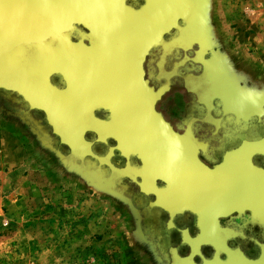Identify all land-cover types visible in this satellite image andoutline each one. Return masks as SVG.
Listing matches in <instances>:
<instances>
[{
	"label": "water",
	"instance_id": "95a60500",
	"mask_svg": "<svg viewBox=\"0 0 264 264\" xmlns=\"http://www.w3.org/2000/svg\"><path fill=\"white\" fill-rule=\"evenodd\" d=\"M207 1L145 0L139 8H131L141 15L130 19L115 7L113 0H21L16 12L0 15V23L6 25L1 36L9 34L24 42L29 48L26 55L32 48L39 53L26 58V80L16 73L9 74L8 79L1 60L4 46L0 39V87L20 92L31 108L43 111L53 134L69 147L70 154L55 148L51 137L39 127L37 134L42 133L45 145L63 166L93 186L115 193L97 179L103 171L84 159L87 153L103 162L91 152V143L85 139L90 130L96 131L101 140L114 138L118 149L137 155L153 179L165 183L155 190L156 204L172 212L189 210L207 227H216L220 217L244 211L264 223V167L252 162L254 155L264 157V137L243 141L226 153L221 165L210 168L198 159L194 143L174 131L155 109L160 91H154L144 78L147 51L162 43L163 35L172 28L184 34L181 39H172L171 44L180 40L207 43ZM75 24L93 26L96 34L107 36L103 38L109 51L98 55L81 40L73 41L70 31ZM51 39L56 40L53 51L40 46ZM37 56H48L52 62L33 60ZM96 57L100 58L93 59ZM216 63L206 72L223 75V64L217 58ZM39 69H44V73H39ZM55 73L63 78V87L51 83L50 76ZM35 79H41L39 85ZM90 103L94 109L100 106L108 110L110 119L97 118L94 110L87 118L85 107ZM187 261L195 264L191 259ZM175 263L182 264L180 259ZM204 264L264 263L216 258Z\"/></svg>",
	"mask_w": 264,
	"mask_h": 264
},
{
	"label": "flooded vegetation",
	"instance_id": "af4514ba",
	"mask_svg": "<svg viewBox=\"0 0 264 264\" xmlns=\"http://www.w3.org/2000/svg\"><path fill=\"white\" fill-rule=\"evenodd\" d=\"M20 1L0 0V15L16 12ZM113 1L117 6L116 0ZM124 2L137 9L145 0ZM119 10L128 18L137 19L129 15V12ZM179 25L183 26L181 20ZM5 27L0 23V39L4 46L1 60L6 75L10 79L9 74L16 73L26 80V58L29 59L32 53L37 51V54L39 51L32 48L26 55L29 48L24 42L9 34L1 36ZM92 29L93 26L75 24L71 28L70 37L75 42L81 40L96 54L104 55L110 49L105 48L104 38L108 37L104 35L103 38ZM97 31L101 32L100 28ZM183 34L172 28L163 35L162 43L147 51L143 61L144 78L154 91H160L155 109L174 131L187 136L194 143L198 159L214 168L224 162L227 152L239 147L243 141L264 137V94L236 88L224 74L207 73L209 61L213 62L210 67L217 65L213 57V44L184 40L171 44L172 39H181ZM48 44L45 43L44 48L53 51V39ZM47 57L37 56L33 60L47 62L48 59V62H52ZM106 58L108 61L111 59L104 56ZM50 81L58 87L64 86L59 74H52ZM87 107L90 112L94 110L97 118L105 121L110 119L105 108L98 106L94 109L91 103ZM0 113L12 118L13 123L23 124L34 131L39 127L42 133L51 137L55 148L66 155L70 154L69 147L60 143L59 138L53 134L43 111L31 108L20 92L0 87ZM42 133L39 135L42 136ZM85 139L91 143V152L103 162L99 163L97 158L87 153L84 159L94 162L103 171V175L97 179L104 187L115 192L116 195L111 197L128 211L136 227L137 237L141 239L140 247L155 264H176L177 259L182 264H189V259L195 264H204L216 258L235 263L241 262L242 258L264 263V223L254 220L248 211L220 217L216 227L205 226L189 210L172 212L155 203V190L163 188L165 183L153 179L137 155L118 149V142L112 137L99 139L94 130L87 131ZM252 162L264 167L262 155H254Z\"/></svg>",
	"mask_w": 264,
	"mask_h": 264
},
{
	"label": "rangeland",
	"instance_id": "374dc122",
	"mask_svg": "<svg viewBox=\"0 0 264 264\" xmlns=\"http://www.w3.org/2000/svg\"><path fill=\"white\" fill-rule=\"evenodd\" d=\"M205 15L207 44H213L225 78L264 94V60L257 48L264 46V0H208ZM12 121L0 113V126L28 147L32 161L26 172H43L52 192L41 200L44 211L20 214L26 202L19 207L12 201L25 177L17 167L5 168L6 179L0 173V264H155L140 247L128 211L111 197L116 194L67 169L36 130Z\"/></svg>",
	"mask_w": 264,
	"mask_h": 264
},
{
	"label": "crops",
	"instance_id": "0c3cea01",
	"mask_svg": "<svg viewBox=\"0 0 264 264\" xmlns=\"http://www.w3.org/2000/svg\"><path fill=\"white\" fill-rule=\"evenodd\" d=\"M253 42H256L255 40ZM260 45V44H259ZM260 49V57L264 60V46H257ZM236 84V88L240 87V83L234 81ZM254 91V90H251ZM259 94H262L261 90H257ZM260 96V95H259ZM0 173L1 178L6 179L9 175L8 171L5 170L6 167H17V171L23 173L22 177H25L24 180L20 182V184L16 187L17 191V199L13 202L19 204L24 201L26 204L23 206V210L20 214H25L24 212H34L35 214L40 213L46 209V204L42 198L45 194H49L52 192V184H47L46 179L44 180V173L40 172V174L34 172L31 169V172H26V167L31 164L32 158L30 157V153L28 151V147L24 145V141L21 136L16 134L13 130L0 126ZM26 172V173H25ZM30 175V176H29ZM40 183L38 182V179ZM37 180V181H36ZM38 182V183H37ZM31 200H37L40 205H36L33 207L31 204Z\"/></svg>",
	"mask_w": 264,
	"mask_h": 264
},
{
	"label": "bare ground",
	"instance_id": "6f19581e",
	"mask_svg": "<svg viewBox=\"0 0 264 264\" xmlns=\"http://www.w3.org/2000/svg\"><path fill=\"white\" fill-rule=\"evenodd\" d=\"M114 2V1H113ZM116 3H117V6H116V4H115V7L116 8H119V9H121V10H124V11H127V12H129L128 14L129 15H131L132 17H139L140 15H141V13H140V11L138 10H132L131 9V7L130 8H128L127 6H125L124 5V0H116ZM151 11V10H150ZM147 13V12H146ZM149 14H150V12H149ZM149 14H147L146 16H144L143 14H142V17L144 16V17H148V15ZM45 43H49V41H47V42H44L42 45H43V47L45 46ZM54 44H56V40H54L53 39V44H52V47L54 48L55 47V45ZM48 47H50V45L48 44ZM48 58V57H47ZM46 60H44L43 62H45ZM47 62H48V59H47ZM213 64V62L212 61H209V63H207V67H206V69L208 68V67H210L211 65ZM214 64H216V63H214ZM44 71V69H40V71H39V73L41 72V73H44L43 72ZM42 76H43V74H42ZM40 81H41V79H35V82H37V84L36 85H39V83H40ZM224 88V87H223ZM225 88H227V87H225ZM90 110H89V107H87V108H85V114H87L86 115V117L88 118L89 116L88 115H90ZM90 118V117H89Z\"/></svg>",
	"mask_w": 264,
	"mask_h": 264
}]
</instances>
